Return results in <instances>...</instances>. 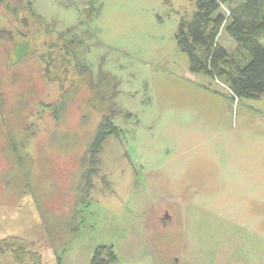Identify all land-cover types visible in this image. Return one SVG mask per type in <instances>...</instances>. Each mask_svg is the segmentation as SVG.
<instances>
[{
  "label": "rangeland",
  "instance_id": "obj_1",
  "mask_svg": "<svg viewBox=\"0 0 264 264\" xmlns=\"http://www.w3.org/2000/svg\"><path fill=\"white\" fill-rule=\"evenodd\" d=\"M29 1L65 24L91 14L100 38L115 46L98 53L115 60L117 101L132 113L130 135L104 153L107 182L82 206L62 264H89L99 244L112 245L121 264H264V99L230 105L224 93L203 88L216 89L212 80L189 72L174 35L195 11L194 0ZM220 37L234 49L223 31ZM54 155L66 151L44 150L34 179L14 183L21 171L8 154L0 161V239L20 236L44 251L50 239L64 237L69 163ZM159 200L173 208L178 227L156 225ZM46 252L45 263L56 264Z\"/></svg>",
  "mask_w": 264,
  "mask_h": 264
},
{
  "label": "flooded vegetation",
  "instance_id": "obj_2",
  "mask_svg": "<svg viewBox=\"0 0 264 264\" xmlns=\"http://www.w3.org/2000/svg\"><path fill=\"white\" fill-rule=\"evenodd\" d=\"M60 2L72 4L71 0ZM100 30L87 10L76 22L65 24L60 18L38 13L29 0H0V161H6L8 154L12 166L21 171L11 177V183L20 176L34 179L36 163L53 145L66 151V156L54 155L60 164L69 163L70 179L65 177L64 187L68 198L65 235L58 241L50 239L44 250L56 264L57 256L62 264L60 251L80 229L82 206L86 209L94 193L107 182L105 151L131 131L132 113L121 109L117 101L118 66L104 52L98 53L115 46L100 38ZM72 112L76 114L74 122ZM62 177V173L54 175L56 181ZM157 204L161 205L154 216L156 225L178 227L173 208L164 200ZM163 206L170 210H161ZM34 243L46 264L43 249ZM2 255L6 264H12L9 254Z\"/></svg>",
  "mask_w": 264,
  "mask_h": 264
},
{
  "label": "trees",
  "instance_id": "obj_3",
  "mask_svg": "<svg viewBox=\"0 0 264 264\" xmlns=\"http://www.w3.org/2000/svg\"><path fill=\"white\" fill-rule=\"evenodd\" d=\"M190 19H181L174 35L177 49L185 54L191 73L216 84L204 88L224 93L230 105L243 99H264V0H194ZM224 9V10H222ZM234 44L229 51L221 33ZM218 86L224 88V92ZM12 264H42L32 240L8 235L0 239V255ZM60 264V258L57 256ZM89 264H121L109 245H99Z\"/></svg>",
  "mask_w": 264,
  "mask_h": 264
},
{
  "label": "water",
  "instance_id": "obj_4",
  "mask_svg": "<svg viewBox=\"0 0 264 264\" xmlns=\"http://www.w3.org/2000/svg\"><path fill=\"white\" fill-rule=\"evenodd\" d=\"M181 212H182V218H183V214H184V213H183V210H182ZM175 262H177V261L175 260Z\"/></svg>",
  "mask_w": 264,
  "mask_h": 264
}]
</instances>
